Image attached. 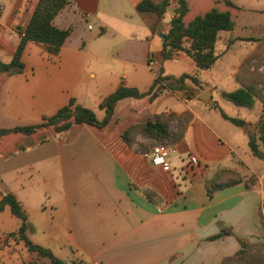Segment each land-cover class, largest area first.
Masks as SVG:
<instances>
[{"label":"crops","instance_id":"obj_1","mask_svg":"<svg viewBox=\"0 0 264 264\" xmlns=\"http://www.w3.org/2000/svg\"><path fill=\"white\" fill-rule=\"evenodd\" d=\"M142 1L68 0L53 20L56 28L71 31L60 52L50 55L46 46L29 42L23 73L0 74V129L41 125L71 100L93 110L122 86L146 94L161 69L165 76L184 75L171 74L166 66L191 60L162 57L161 35L177 17L173 1L161 18L140 12ZM38 2L0 0V61L9 63L15 56ZM242 63L223 81L234 79L240 87L236 77ZM212 70L194 65L191 76L200 87L188 81V92L120 101L104 128L75 125L45 143L33 142L34 135L3 137L0 199L5 194L16 198L27 217L30 241L65 264H220L233 257L239 239L253 238L258 199L244 183L208 197L206 178L217 169L234 170L250 151L248 124L238 127L221 111L228 102L222 92L239 88L218 91V83L203 78ZM206 91L213 103L201 100ZM185 113L190 120L182 140L173 145L177 155L170 171L150 162L155 140L138 134L129 146L122 138L134 126ZM104 117L105 111L97 119ZM191 157L198 161L192 171ZM20 225L9 207L0 212V264L5 253L27 252L22 243L6 246L12 241L6 237Z\"/></svg>","mask_w":264,"mask_h":264},{"label":"trees","instance_id":"obj_2","mask_svg":"<svg viewBox=\"0 0 264 264\" xmlns=\"http://www.w3.org/2000/svg\"><path fill=\"white\" fill-rule=\"evenodd\" d=\"M67 4L68 0H39L33 16L22 35L15 56L9 63L0 61V74L13 76L23 73L24 64L22 62V56L29 42L46 46L50 55H57L60 52L62 46L70 36L71 31L56 28L53 25V20ZM227 4L232 6L230 2H227ZM169 5L170 0H164L159 3H155L152 0H143L139 3L137 9L142 13L153 14L157 18H161ZM188 11L189 8L186 0H178L176 5L177 17L172 20L170 29L163 38V61H172L182 55L191 60L198 70L210 71L214 68L219 59L216 53L219 33L222 31H231L235 27L231 13L212 9L201 16L195 17L189 23H186L184 18ZM251 60V57L246 58L237 74L236 78L240 84L239 89L233 92H222V97L225 100L236 107L248 110L253 109L257 101V92L254 86L255 82L250 80L245 81V77L242 74L244 68H249L247 63ZM244 74L247 78L251 76L248 75V73ZM188 81L200 87L199 79L194 76L187 74L178 78L168 75L165 76L163 69H161L148 93L143 94L135 88L122 86L105 98L99 107L101 110L105 111V117L102 121L97 119L93 110L77 106L75 101L71 100L69 105L60 110L56 115L45 118L41 125L17 127L14 129H0V141L3 137L12 134H22L26 136L36 135L39 130L46 128H53V134L68 132L75 125H90L104 128L112 122L115 108L120 101L125 99L138 100L147 96L152 97L154 94L161 95L165 91L188 92ZM222 116L238 127H244L246 124L245 121L237 118H230L224 113H222ZM189 120L190 115L188 113L179 117L173 114L169 116H160L157 117L154 122L132 127L123 134L122 138L129 146H132L134 137L138 134L155 140L157 145L173 146L182 140ZM174 122L177 123L176 128H173ZM256 126L257 133L254 136H249V148L255 157L264 160V151L260 148L259 144L260 142L262 147H264V116ZM48 140L49 138H43L40 142L45 143ZM227 174L228 171H225V169H217L206 178L205 185L210 199L222 190L243 183L242 179L225 182L222 178ZM146 197L150 201H154L151 195H146ZM6 207H9L13 215L21 221L19 229L9 234L6 239L12 240L16 244L22 243L28 253H37L41 258L48 259L50 264H65L58 260L51 251L37 246L30 241L27 237L29 229L27 217L21 205L11 194H5L0 199V212ZM217 237H220V235ZM239 243L240 250L233 257L223 259L220 264H226L232 261L233 258H239L245 254L244 248L246 247L247 241L239 239ZM24 264L39 263L25 262Z\"/></svg>","mask_w":264,"mask_h":264},{"label":"rangeland","instance_id":"obj_3","mask_svg":"<svg viewBox=\"0 0 264 264\" xmlns=\"http://www.w3.org/2000/svg\"><path fill=\"white\" fill-rule=\"evenodd\" d=\"M175 9L178 0H172ZM189 11L184 20L186 23L192 21L195 17L201 16L212 9L220 12H230L235 27L231 31H222L219 33V39L216 46V52L221 59L212 72L203 76L205 82L213 84L218 83L217 90L232 91L239 88L234 79L223 81V78L231 73L233 68L239 66L249 55L252 58L248 62L247 69L242 71L245 81L255 82L257 92V101L255 107L251 110L236 108L233 104L225 102L221 106V111L233 118L243 119L248 124L249 136L257 133V123L264 116V0H187ZM230 2L232 6H229ZM164 29V28H163ZM162 29V30H163ZM97 30V28H96ZM165 30V29H164ZM256 40V41H253ZM248 58V57H247ZM166 70L171 74H189L192 75L194 65L189 62L187 65L167 64ZM244 73L253 77L247 78ZM153 97V96H152ZM215 97L217 94L215 93ZM96 116L101 118L103 111L99 107L93 108ZM53 134V128L41 129L34 135L32 141H41L43 138H50ZM260 148L264 151L261 143ZM244 161L238 163L233 169H225L227 175L223 176L225 182L242 179L247 190L257 195L258 199V221L253 238L247 240L244 248L245 254L239 258H233L226 264H264V160L255 157L248 149L243 154ZM7 244V243H6ZM8 246L17 247L13 241ZM22 247V246H21ZM19 248L20 252L23 248ZM17 251L18 249L15 248ZM19 251V250H18ZM36 262L39 264H50L48 259L41 258L37 253L15 254L8 256L4 254L3 262L5 264H24Z\"/></svg>","mask_w":264,"mask_h":264},{"label":"built area","instance_id":"obj_4","mask_svg":"<svg viewBox=\"0 0 264 264\" xmlns=\"http://www.w3.org/2000/svg\"><path fill=\"white\" fill-rule=\"evenodd\" d=\"M3 8L0 7V11H2ZM177 155V149L174 146H165V145H156L152 148L150 153V162L154 167L161 168L165 171L171 170V164L170 160L172 157ZM198 165V161L191 157L189 159V165L188 168L190 171L193 170ZM71 264H84L81 262H72Z\"/></svg>","mask_w":264,"mask_h":264},{"label":"water","instance_id":"obj_5","mask_svg":"<svg viewBox=\"0 0 264 264\" xmlns=\"http://www.w3.org/2000/svg\"><path fill=\"white\" fill-rule=\"evenodd\" d=\"M161 38H164V35H161ZM157 94H154L152 98H156ZM201 100L204 101L205 103H213L212 99H211V93L209 91H206L202 94L201 96Z\"/></svg>","mask_w":264,"mask_h":264}]
</instances>
